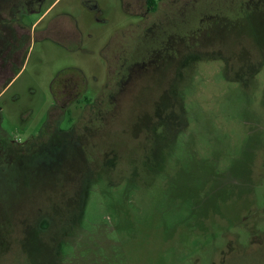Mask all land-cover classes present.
Here are the masks:
<instances>
[{"label": "rangeland", "instance_id": "1", "mask_svg": "<svg viewBox=\"0 0 264 264\" xmlns=\"http://www.w3.org/2000/svg\"><path fill=\"white\" fill-rule=\"evenodd\" d=\"M133 8L23 15L51 33L0 75V264H264V0Z\"/></svg>", "mask_w": 264, "mask_h": 264}, {"label": "flooded vegetation", "instance_id": "2", "mask_svg": "<svg viewBox=\"0 0 264 264\" xmlns=\"http://www.w3.org/2000/svg\"><path fill=\"white\" fill-rule=\"evenodd\" d=\"M47 1L48 0H0V75L6 73L9 69V66H13V61L15 60L13 57L16 58L19 56V54L25 51L26 46L32 36H38L39 38L43 39L49 37L48 35L51 33L49 28H42L39 31H36L35 26L38 25L36 21L31 24H27L22 20L24 14L27 15L34 13H41L39 17L46 18L53 10L55 3H57V0H54L52 3L46 6ZM167 1L168 0H132L134 8L129 10V14L134 18L138 17V20H136L134 24L137 23L145 25L147 22H152L153 14L158 9H160L161 14L165 12L164 6ZM93 8L95 9L96 6L94 5ZM60 15L71 17V14L67 11H62ZM32 30L35 32L33 35L31 32ZM66 34L72 35L71 31L69 30ZM111 39L112 38L108 40L102 51V56L106 64V71L110 76L113 75L112 68L114 71L115 61V57H112L113 55L111 53L113 51L111 47ZM10 76H12V73L9 75V77ZM3 81L4 80L0 78V94L5 90V88H7L10 83V79L8 78L5 83ZM58 92L61 94L62 99H66V101H63L62 103L60 102L62 105L61 109L68 107L72 103L69 101L73 92L71 91L70 85L67 83L63 84ZM58 102L59 101L54 97V106H57ZM88 103L89 101L85 102V104ZM1 112L2 108L0 107V120ZM0 146L2 154H7V156L12 157V160L16 157L19 158L18 151L21 147H18L13 142L4 139L1 140ZM11 159L8 158L1 160V166L7 167L10 164L9 160ZM9 176L10 174L8 170H0V177L6 180V186L13 184L12 179L14 176L12 175L11 179Z\"/></svg>", "mask_w": 264, "mask_h": 264}]
</instances>
